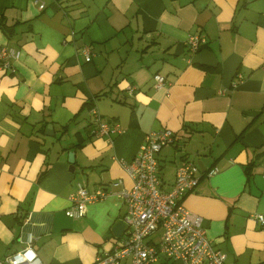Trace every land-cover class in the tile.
Returning <instances> with one entry per match:
<instances>
[{
  "label": "crops",
  "instance_id": "0c3cea01",
  "mask_svg": "<svg viewBox=\"0 0 264 264\" xmlns=\"http://www.w3.org/2000/svg\"><path fill=\"white\" fill-rule=\"evenodd\" d=\"M42 1L0 0V46L21 50L14 70L0 67V260L30 235L44 264L111 252L127 236V225L114 229L127 214L119 192L134 184L123 162L150 131L171 129L176 142L158 154L163 189L186 157L201 161L180 201L228 264H264L253 217L264 214V0ZM191 34L207 44L192 51ZM156 73L167 86H154ZM94 107L120 127L112 141L94 133ZM80 186L111 193L73 218Z\"/></svg>",
  "mask_w": 264,
  "mask_h": 264
},
{
  "label": "built area",
  "instance_id": "2783aa9c",
  "mask_svg": "<svg viewBox=\"0 0 264 264\" xmlns=\"http://www.w3.org/2000/svg\"><path fill=\"white\" fill-rule=\"evenodd\" d=\"M40 8L45 2L36 0ZM203 34H191L187 39L190 49L198 51L207 44ZM87 60L91 59L90 47L84 49ZM21 55L15 46H0V67L14 70V61ZM156 88L167 86L166 78L154 75ZM233 86H237V82ZM133 93L135 88L129 86ZM94 133L108 136L120 132L117 124H111L102 117L97 107L93 108ZM176 142V135L171 129L150 131L138 153L130 162H123L125 170L132 178V188H124L119 195L127 203L125 223L128 226L125 240L111 252L100 254L94 264H120L123 259L130 258V264H150L159 258H170L182 264H228L227 253L217 248L208 236L203 217L186 208L180 201L193 191L202 176L199 164L193 157L182 160L175 174V181L169 190L163 189L158 154L161 150ZM218 167L208 171L215 175ZM121 184V180L115 185ZM111 192L103 186L91 192L80 186L71 196V206L66 214L79 218L86 214L89 203L105 198ZM253 217L264 227V214L255 213ZM35 237L21 238L24 248L8 253L0 264H44L33 248Z\"/></svg>",
  "mask_w": 264,
  "mask_h": 264
},
{
  "label": "water",
  "instance_id": "95a60500",
  "mask_svg": "<svg viewBox=\"0 0 264 264\" xmlns=\"http://www.w3.org/2000/svg\"><path fill=\"white\" fill-rule=\"evenodd\" d=\"M52 129H53V124H49L46 129V133L49 135H53L54 132ZM74 155L75 153L73 151H71L69 154V160L71 163H74ZM199 164L201 166V169L203 170L201 161H199ZM125 228H126L125 221L124 220L119 221L114 227L116 235H121Z\"/></svg>",
  "mask_w": 264,
  "mask_h": 264
},
{
  "label": "trees",
  "instance_id": "16d2710c",
  "mask_svg": "<svg viewBox=\"0 0 264 264\" xmlns=\"http://www.w3.org/2000/svg\"><path fill=\"white\" fill-rule=\"evenodd\" d=\"M15 24L14 25H12V26H9V28L11 29V30H15Z\"/></svg>",
  "mask_w": 264,
  "mask_h": 264
},
{
  "label": "rangeland",
  "instance_id": "374dc122",
  "mask_svg": "<svg viewBox=\"0 0 264 264\" xmlns=\"http://www.w3.org/2000/svg\"><path fill=\"white\" fill-rule=\"evenodd\" d=\"M171 159H173V158H171ZM171 161H172V160H171ZM167 165H168V167H169V166H170V167L173 166L172 162H169Z\"/></svg>",
  "mask_w": 264,
  "mask_h": 264
}]
</instances>
